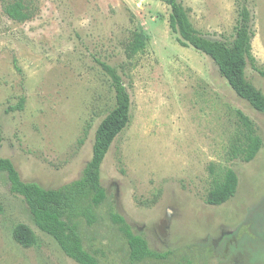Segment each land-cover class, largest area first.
Returning <instances> with one entry per match:
<instances>
[{"label": "rangeland", "instance_id": "374dc122", "mask_svg": "<svg viewBox=\"0 0 264 264\" xmlns=\"http://www.w3.org/2000/svg\"><path fill=\"white\" fill-rule=\"evenodd\" d=\"M13 1L0 0V158L13 163L22 181L55 189L79 178L95 130L113 104L98 62L117 70L130 96V123L101 165L108 201L84 235L101 264H129L110 213L122 216L156 252L185 255L193 264H264V113L233 93L209 57L178 45L168 6L34 0L31 19L16 23L2 12ZM179 1L202 36L232 40L244 0ZM247 4L255 67L264 71V0ZM137 26L148 43L128 59L124 47ZM257 69L248 63L246 78L264 94ZM21 97L22 110H12ZM236 111L253 121L262 139L249 163L227 156ZM227 169L237 175L234 197L206 205L213 173ZM0 203V264H76L34 226L4 173ZM17 224L34 231L36 246L23 249L13 241Z\"/></svg>", "mask_w": 264, "mask_h": 264}, {"label": "trees", "instance_id": "16d2710c", "mask_svg": "<svg viewBox=\"0 0 264 264\" xmlns=\"http://www.w3.org/2000/svg\"><path fill=\"white\" fill-rule=\"evenodd\" d=\"M165 4L169 8L168 26L177 36L176 42L184 48L209 57L233 93L245 101L253 110L264 113V94L246 78V67L254 69L252 55V14L247 0L238 5L234 36L230 42L211 40L202 36L190 21L188 10L179 0H150ZM34 0H14L3 6V14L11 21L24 23L33 15ZM148 36L140 27H135L124 47L126 58L132 59L142 53ZM15 69L16 60L13 59ZM109 79L113 93V104L97 126L91 157L78 179L55 189L43 188L34 182L21 180L18 171L9 159L0 158V173H4L10 192L23 199L34 226L50 237L60 251L76 264H101L96 252L91 250L84 235L100 221L99 209L108 201L101 185V165L115 139L130 123V96L117 70L104 62H98ZM264 78V71L256 70ZM24 98L12 110L21 111ZM236 129L227 151L230 160L249 163L262 148V139L257 134L253 121L241 111H236ZM238 186L235 172L227 169L213 173L212 184L205 197V204L218 207L234 197ZM3 206L0 203V215ZM110 221L128 249L129 264H193L188 256H175L172 252H156L149 248L146 240L135 234L125 219L114 213ZM13 241L23 249L37 245L34 231L25 224H17L12 230Z\"/></svg>", "mask_w": 264, "mask_h": 264}]
</instances>
